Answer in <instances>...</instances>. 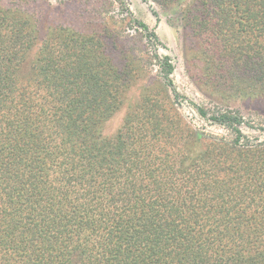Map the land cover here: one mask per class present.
<instances>
[{
    "label": "trees",
    "instance_id": "trees-1",
    "mask_svg": "<svg viewBox=\"0 0 264 264\" xmlns=\"http://www.w3.org/2000/svg\"><path fill=\"white\" fill-rule=\"evenodd\" d=\"M154 1L180 6L205 89L264 94V0ZM130 23L152 55L115 60L99 33L0 4V264H264V140L182 95L156 32Z\"/></svg>",
    "mask_w": 264,
    "mask_h": 264
},
{
    "label": "rangeland",
    "instance_id": "rangeland-1",
    "mask_svg": "<svg viewBox=\"0 0 264 264\" xmlns=\"http://www.w3.org/2000/svg\"><path fill=\"white\" fill-rule=\"evenodd\" d=\"M4 6H15L35 14L44 32L49 26L68 25L80 30L101 34L109 53L119 60L122 54L152 55V47L141 28L130 23V13L146 22L156 32V45L160 56H170L174 64L172 78L178 91L189 100L205 107L210 113L230 108L239 111L246 123L243 131L253 140H264V94L253 97H232L228 100L210 93L199 80L198 61L187 58V31L180 19V6L165 8L154 0H127L126 8L121 0H0ZM123 6V7H122ZM124 54V55H125ZM156 75L159 66L155 59L149 64ZM133 95H137V91ZM179 111L191 125L217 135L229 136L222 125L211 124L199 116L195 108L182 99ZM125 108L117 112L106 124V132H114L122 123Z\"/></svg>",
    "mask_w": 264,
    "mask_h": 264
}]
</instances>
